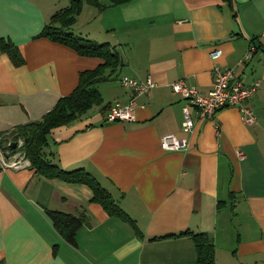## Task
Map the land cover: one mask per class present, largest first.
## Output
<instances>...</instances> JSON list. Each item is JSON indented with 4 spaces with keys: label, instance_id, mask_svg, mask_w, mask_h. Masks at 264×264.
Wrapping results in <instances>:
<instances>
[{
    "label": "crops",
    "instance_id": "obj_1",
    "mask_svg": "<svg viewBox=\"0 0 264 264\" xmlns=\"http://www.w3.org/2000/svg\"><path fill=\"white\" fill-rule=\"evenodd\" d=\"M67 3L0 0V36L23 58L14 65L0 51V132L40 118L74 89L81 70L102 62L34 37ZM72 30L114 44L122 64L116 76L98 83L102 104L51 129L49 146L61 167L93 174L142 236L90 200L85 183L44 177L22 155L12 158L18 166L0 165V262L195 264L192 239L171 234L191 229L212 237L214 264H264V0H130L102 9L84 1ZM249 43L255 51L238 62ZM215 47L221 49L217 61L235 66L245 84L260 81L249 100L255 122L245 123L236 106H224L210 118H196L186 134L181 122L188 101L169 84L183 78L201 92L210 89L209 51ZM122 75L155 84L134 97V119L105 121L109 105L130 98ZM167 133L185 136L188 147L163 150L159 139ZM46 209L84 215L75 243L60 235Z\"/></svg>",
    "mask_w": 264,
    "mask_h": 264
},
{
    "label": "trees",
    "instance_id": "obj_2",
    "mask_svg": "<svg viewBox=\"0 0 264 264\" xmlns=\"http://www.w3.org/2000/svg\"><path fill=\"white\" fill-rule=\"evenodd\" d=\"M95 5L98 9L106 6L122 4L130 0H68V3L55 10L34 37L46 36L53 41L60 42L73 48L78 54L97 56L102 62L92 69L79 72L78 82L74 89L57 98L53 106L35 120L14 125L10 130L0 132V149H8L12 154L17 147L33 170L47 178H60L69 182L85 183L92 192L90 200L100 204L108 215H114L127 221L138 236H142L140 228L134 219L119 205L110 191L84 167L63 168L58 164L55 150L51 148L49 133L51 129L68 124L91 107L102 104V96L98 83L109 77L116 76V70L122 60L116 46L106 40H95L80 35L72 30L76 15L80 12L83 2ZM231 3V0H224ZM253 41V38H251ZM0 51L9 56L14 65L23 63V58L15 44L9 39L0 36ZM108 104H103L105 109ZM110 105L108 106V108ZM107 108V110H108ZM20 140L14 148L9 147L11 140ZM9 140V142H7ZM53 226L68 242L75 243L74 234L84 220V215L78 216L46 209ZM172 235H188L194 244L195 264H214L215 246L212 237L205 231L191 229L181 230ZM158 235L154 237H163ZM0 264H3L0 262Z\"/></svg>",
    "mask_w": 264,
    "mask_h": 264
},
{
    "label": "built area",
    "instance_id": "obj_3",
    "mask_svg": "<svg viewBox=\"0 0 264 264\" xmlns=\"http://www.w3.org/2000/svg\"><path fill=\"white\" fill-rule=\"evenodd\" d=\"M254 51L255 46L249 43L243 57L238 62L249 59ZM220 54L221 49L218 47L209 51L212 60L211 74L213 81L211 88L206 92H201L196 87L187 84L183 78L173 80L169 84L173 93L188 101V104L182 107L181 122V129L186 134L193 129L196 118H210L217 109L224 106H236L241 119L245 123L255 122V115L249 100L259 87L260 81L256 79L250 84H245L236 73L235 66H222L217 61ZM119 80L130 88V98L125 104L118 101L113 102L104 114L105 121L134 119V97L148 92L155 84L151 78L140 79L127 75L120 76ZM191 107L194 109L195 115L192 114ZM159 143L163 150H184L188 147V140L185 136H177L173 133L160 136ZM236 153L238 157H243L241 150H236ZM10 155L13 156V154ZM9 164L12 166L19 165L17 160L14 159L6 164L4 159L0 157L1 166Z\"/></svg>",
    "mask_w": 264,
    "mask_h": 264
},
{
    "label": "rangeland",
    "instance_id": "obj_4",
    "mask_svg": "<svg viewBox=\"0 0 264 264\" xmlns=\"http://www.w3.org/2000/svg\"><path fill=\"white\" fill-rule=\"evenodd\" d=\"M66 3H67V0H66ZM77 25H78V23H77ZM74 30L76 32L78 31L76 28H74ZM7 142H9V140ZM20 143L21 142L18 139L17 140V144L19 145ZM18 149L19 148L17 147L16 151H14V153H12L13 156L10 155L11 152L8 149H2V150L0 149V154L3 156L4 159H7V158H10V159H12V158H18V157L22 156V154L20 152H18L19 151Z\"/></svg>",
    "mask_w": 264,
    "mask_h": 264
},
{
    "label": "water",
    "instance_id": "obj_5",
    "mask_svg": "<svg viewBox=\"0 0 264 264\" xmlns=\"http://www.w3.org/2000/svg\"><path fill=\"white\" fill-rule=\"evenodd\" d=\"M9 147L11 148H14L16 145H17V141L16 140H11L9 143H8Z\"/></svg>",
    "mask_w": 264,
    "mask_h": 264
}]
</instances>
